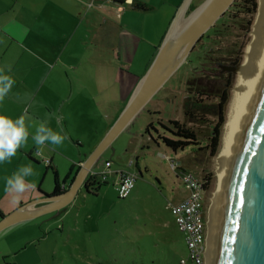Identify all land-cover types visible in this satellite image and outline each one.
<instances>
[{"label": "rangeland", "instance_id": "374dc122", "mask_svg": "<svg viewBox=\"0 0 264 264\" xmlns=\"http://www.w3.org/2000/svg\"><path fill=\"white\" fill-rule=\"evenodd\" d=\"M163 1L177 5L182 0ZM204 1L191 0L190 4L197 8ZM19 2L21 0H0V24H9L11 19L17 18ZM188 8L184 18L192 12ZM256 9L257 1L254 12L245 14L244 0H235L201 37L182 66L102 153L92 169L103 171L107 164L109 171L104 170L106 184L101 185L102 181H99L96 194L81 188L73 202L58 216L51 218L52 214H48L0 231V264H179L187 251L167 207L186 196L180 168L192 171L199 178H208L204 198L206 222L216 184V154L211 157L208 151L195 152L196 148L206 146L216 119L205 116L197 124L185 122L182 106L187 97L186 82L203 77L230 82L223 115L225 121L236 71L227 72L222 68L241 64L245 46L251 39L249 33ZM16 24H19L18 19ZM3 52L16 53L15 45L7 47L0 42V53ZM214 103L215 100L208 99L204 105L209 109ZM172 121L192 129L197 146L176 153L166 148L160 139H174ZM148 125L151 128L147 134L145 128ZM87 143L80 149L78 144L71 143L67 155L75 163L82 160ZM61 147L62 144L57 145L59 151ZM171 162L180 167L179 171L172 169ZM42 165L35 171L42 173ZM69 170L70 166L62 161L58 178L48 170L41 188L52 191L54 180L62 182ZM117 172L135 176L134 188L126 199H118L116 195L114 173ZM37 179L39 175L35 181ZM208 261L207 255L206 264Z\"/></svg>", "mask_w": 264, "mask_h": 264}, {"label": "crops", "instance_id": "0c3cea01", "mask_svg": "<svg viewBox=\"0 0 264 264\" xmlns=\"http://www.w3.org/2000/svg\"><path fill=\"white\" fill-rule=\"evenodd\" d=\"M138 3L151 9H135ZM178 6L163 0H21L17 18L0 24V42L16 48L10 55L0 53V70L14 80L0 112L13 119L23 116L29 132L17 154L0 165V217L41 194H51L54 186L48 192L41 182L48 170L58 178L62 161L70 170L62 182L56 180L60 190L68 188L79 165L126 106ZM40 123L66 137L60 151L46 142L37 153L32 136ZM85 142L91 143L75 163L67 155L68 147L74 143L80 149ZM28 164L34 169L29 179L35 188L13 202L5 181ZM41 164L44 170L36 172Z\"/></svg>", "mask_w": 264, "mask_h": 264}, {"label": "water", "instance_id": "95a60500", "mask_svg": "<svg viewBox=\"0 0 264 264\" xmlns=\"http://www.w3.org/2000/svg\"><path fill=\"white\" fill-rule=\"evenodd\" d=\"M235 0H205L184 18L182 0L144 76L106 134L79 165L68 188L41 194L0 217V231L68 207L102 153L182 66L201 37ZM237 67L222 68L235 72ZM208 264H264V61L225 159L210 229Z\"/></svg>", "mask_w": 264, "mask_h": 264}, {"label": "trees", "instance_id": "16d2710c", "mask_svg": "<svg viewBox=\"0 0 264 264\" xmlns=\"http://www.w3.org/2000/svg\"><path fill=\"white\" fill-rule=\"evenodd\" d=\"M256 0H244L245 6V14H252L255 10ZM135 9L141 11H147L151 8L145 6L144 4L138 3L135 6ZM190 11H193L195 7L193 5H189L188 8ZM230 87V82L227 80L222 83L220 80H209L208 78H194L190 79L186 82L187 88V97L185 98L182 106V112L184 116V120L189 124H197L201 121L205 116L214 117L216 119V123L212 128V133L207 139V144L204 148H196L195 152H203L208 151L209 155L212 157L217 154V146L220 137V130L224 122V108L227 104L228 100V88ZM208 99L215 100L214 104H211L209 109H207L204 105L205 101ZM170 124L173 127V132H171L174 139L169 138H161V143L171 150L173 153L183 151L188 147L197 146L196 134L190 128H186L183 124H179L177 121H172ZM151 125H148L145 128V133L148 134ZM204 190L206 191L208 186V178H204ZM96 183L92 181L90 176H88L84 182V189L87 193H91V191H98L100 185L95 184L96 188H92V185ZM102 184H106L105 181L101 182ZM64 190L59 189V184L57 180H54V189L53 193H61ZM180 261V260H179Z\"/></svg>", "mask_w": 264, "mask_h": 264}, {"label": "built area", "instance_id": "2783aa9c", "mask_svg": "<svg viewBox=\"0 0 264 264\" xmlns=\"http://www.w3.org/2000/svg\"><path fill=\"white\" fill-rule=\"evenodd\" d=\"M48 164V161H44ZM108 165L105 169L108 170ZM174 171L178 170L171 162ZM181 169V168H180ZM90 171L92 181H104L106 172ZM179 171V170H178ZM180 179L186 196L176 204L167 207L174 220L177 231L182 235L186 248V256L181 258L179 264H206L207 253V222L204 209L205 181L197 177L192 171L180 170ZM115 176V190L118 199H126L134 188L135 176L130 173L117 172ZM208 220V219H207Z\"/></svg>", "mask_w": 264, "mask_h": 264}, {"label": "bare ground", "instance_id": "6f19581e", "mask_svg": "<svg viewBox=\"0 0 264 264\" xmlns=\"http://www.w3.org/2000/svg\"><path fill=\"white\" fill-rule=\"evenodd\" d=\"M256 1L257 9L249 33L251 39L245 46L241 64L236 68V78L231 89V95L227 105L220 145L214 158L216 184L207 212L208 234L206 257L208 255V258L210 257L209 244L213 206L219 190L222 168L228 155L231 141L239 127L244 105L256 80L259 69L264 61V0Z\"/></svg>", "mask_w": 264, "mask_h": 264}, {"label": "clouds", "instance_id": "9594fccd", "mask_svg": "<svg viewBox=\"0 0 264 264\" xmlns=\"http://www.w3.org/2000/svg\"><path fill=\"white\" fill-rule=\"evenodd\" d=\"M14 81L3 70H0V102L10 91ZM29 137L28 127L23 116L15 119L0 112V165L9 162L17 154V150L22 148ZM66 137L58 132H54L45 123H40L36 129L32 140L37 147V153L41 152V146L46 142L49 145H60ZM34 175L31 164L19 167L5 181V191L11 194L13 202L29 190L35 188V184L29 179Z\"/></svg>", "mask_w": 264, "mask_h": 264}, {"label": "flooded vegetation", "instance_id": "af4514ba", "mask_svg": "<svg viewBox=\"0 0 264 264\" xmlns=\"http://www.w3.org/2000/svg\"><path fill=\"white\" fill-rule=\"evenodd\" d=\"M95 182H96V183H94V184L92 185V188H93V189L96 188V185H95V184H98V183H99L98 181H95ZM64 209H65V208H64ZM64 209L58 211L57 213H52L51 218H52V217H55V216H58L59 213H60L61 211H63Z\"/></svg>", "mask_w": 264, "mask_h": 264}]
</instances>
